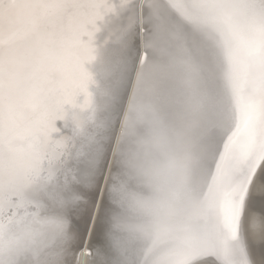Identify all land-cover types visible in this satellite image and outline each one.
<instances>
[{
  "label": "bare ground",
  "instance_id": "1",
  "mask_svg": "<svg viewBox=\"0 0 264 264\" xmlns=\"http://www.w3.org/2000/svg\"><path fill=\"white\" fill-rule=\"evenodd\" d=\"M263 75L264 0H0V264H264V130L238 231L210 169Z\"/></svg>",
  "mask_w": 264,
  "mask_h": 264
},
{
  "label": "water",
  "instance_id": "2",
  "mask_svg": "<svg viewBox=\"0 0 264 264\" xmlns=\"http://www.w3.org/2000/svg\"><path fill=\"white\" fill-rule=\"evenodd\" d=\"M135 1L139 5L142 2V0ZM137 62L138 59L136 63ZM256 84L257 87L255 92L252 90L251 93L247 96V99L248 97L252 99L250 100V106L248 107L247 105L246 107L248 109H243V117L241 115H238L237 112H235L234 117L230 116V128L227 130V133L224 132V134L218 141L214 157L210 165L211 174H214L216 176L217 173L220 177L221 195H223L224 191V196L222 197L223 201H221L220 205L223 206L225 202L226 213L228 214L229 212L232 227L233 223H236L237 221L236 226L234 224V231H238V220L241 214V211L239 212L238 201L241 200V196L244 193V189L247 183L245 179L239 181L242 174L240 173V171L243 172L246 170L247 172L250 170L251 173V171H253V166L255 167V165L258 164L261 160V158H258V154H256L257 151L253 150L256 144L259 143L260 139L257 141L259 133L261 132V130H264V75L262 77H259L255 85ZM83 97L84 93H77V100L75 106L77 111H85L89 115L90 104L89 101H86V104L82 103ZM63 107H70V105L65 104ZM69 123L72 125L70 127H73L74 130L78 131L80 123L79 120H74V122ZM42 140L43 139H41V144ZM43 142L45 146L42 144L41 147H38L39 149H34L32 157H28L30 158V162H32L33 164V166H31L29 163V166L35 168L27 169L30 171L26 170V177L28 178L40 179L49 174L48 164L53 158L51 157V153L59 156V159H61V157L63 156V147L59 142L55 140V138H52L49 141L47 140V143H45V140H43ZM27 147H30L29 142L24 141L23 143L16 141L13 147H10V149H26ZM253 174L254 173H252V177L247 183L245 191H248L249 186L251 185ZM12 200L16 201L14 196L12 197ZM218 201L220 202L219 199ZM14 203L15 202H13L10 207L6 208L4 211L1 212L0 223L6 222L8 220L7 217H9L10 213L12 212V209L15 207ZM229 205L231 207H229ZM223 211H225V206L223 208ZM86 254L88 253L85 252L82 254V263Z\"/></svg>",
  "mask_w": 264,
  "mask_h": 264
}]
</instances>
